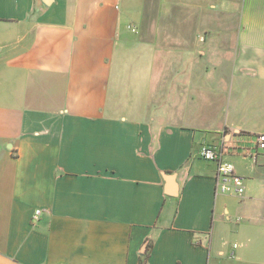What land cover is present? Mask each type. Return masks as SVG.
<instances>
[{
    "label": "crops",
    "instance_id": "1",
    "mask_svg": "<svg viewBox=\"0 0 264 264\" xmlns=\"http://www.w3.org/2000/svg\"><path fill=\"white\" fill-rule=\"evenodd\" d=\"M259 133L264 0H0V264H264Z\"/></svg>",
    "mask_w": 264,
    "mask_h": 264
},
{
    "label": "built area",
    "instance_id": "2",
    "mask_svg": "<svg viewBox=\"0 0 264 264\" xmlns=\"http://www.w3.org/2000/svg\"><path fill=\"white\" fill-rule=\"evenodd\" d=\"M132 31H137L136 25H130ZM260 151H264V133H259L253 140V146L246 149V154L254 161ZM226 147L222 143L220 145H203L200 149V155L205 160L215 161L218 165L216 190L221 193H233L243 196L245 192L244 178L236 172L235 165L224 158ZM41 209H37L34 213V219H39ZM237 244L233 245L231 257H235V249Z\"/></svg>",
    "mask_w": 264,
    "mask_h": 264
}]
</instances>
